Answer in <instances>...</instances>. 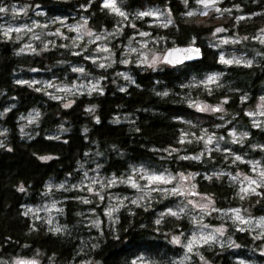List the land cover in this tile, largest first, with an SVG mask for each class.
Returning <instances> with one entry per match:
<instances>
[{"label":"trees","instance_id":"trees-1","mask_svg":"<svg viewBox=\"0 0 264 264\" xmlns=\"http://www.w3.org/2000/svg\"><path fill=\"white\" fill-rule=\"evenodd\" d=\"M38 5L44 17H82L94 30L120 25L117 15L101 0H28ZM127 12L122 40L139 32H150L165 49L196 45L201 59L194 63L157 69L130 65L131 82H115L112 70H96L82 55H73L57 40L52 49L18 54V45L0 42V128L5 131L0 147V256L32 257L42 253L56 264L89 260V264H176L180 246L170 237L188 233L187 214H166L173 198L158 199L149 205L122 207L114 224L103 225L100 233L84 223L85 207L73 194H61L63 232L33 222L23 209L41 204L48 182L79 181L81 165L96 168L105 177L125 176L131 168L143 167L154 173H192L197 193L209 196L217 210L246 208L252 217L264 218V185L256 194L241 199L238 185L228 176L247 165L234 160L255 161L264 170V125L257 127L247 114L264 97V45L256 35L264 30V0H222L220 7L236 15L217 22L190 15L197 0H118ZM149 8H161L170 16L169 24L157 26L150 20L133 18ZM0 12V23L8 20ZM42 19V17H38ZM10 21V20H9ZM222 24L229 35L246 39L247 50L255 55L251 65H226L219 51L209 44V36ZM83 66L102 77V91L74 96L69 105L34 89V79L70 82L77 77L71 68ZM216 74L211 87L199 85ZM223 103L228 127L243 133V141L224 144L202 155L199 141H184L200 128L214 129L215 116L195 108L193 103ZM30 112L38 118L27 134L19 119ZM122 117L121 120L116 118ZM124 118V119H123ZM219 133L225 137L224 127ZM200 158H194L197 156ZM123 192H131L119 188ZM57 196V194L55 195ZM215 222V221H214ZM171 235V236H170ZM231 242L198 249L212 264H264V235L230 227ZM198 264V263H197Z\"/></svg>","mask_w":264,"mask_h":264},{"label":"rangeland","instance_id":"rangeland-1","mask_svg":"<svg viewBox=\"0 0 264 264\" xmlns=\"http://www.w3.org/2000/svg\"><path fill=\"white\" fill-rule=\"evenodd\" d=\"M222 0H197L196 7L190 11V15L200 18H209L217 22L227 15V19L235 21L236 15L229 10L221 8ZM109 0H101L103 6ZM112 7H106L110 12L118 16L120 25L112 28H100L94 30L85 19L68 20L66 18L44 17L43 11L38 5L29 4L28 0H0L1 13L8 14V20L0 23V42H10L18 45V54L35 53L41 49H52L53 44L60 40L69 47L73 55H82L89 60L96 70H112L115 82H131L127 68L137 65L142 68L157 69L161 64L164 52L162 41L150 32L132 34L122 40L123 28L127 20H131L118 5V0H110ZM42 19H38V17ZM133 18L150 20L151 24L166 26L170 16L161 8H149L133 14ZM10 20V21H9ZM215 30L209 36V44L219 51V59L226 65H251L255 62V55H250L247 50H253L246 39L231 36L222 24L215 25ZM219 30V31H218ZM257 43L264 45V30L260 31L255 39ZM223 58V59H222ZM224 61H231L225 63ZM77 77L70 82L56 80L34 79L29 85L39 89L50 97L69 105L74 96L92 95L102 91V77L98 73L92 74L83 66L71 68ZM214 77V79H210ZM218 75L212 74L201 81L199 85L211 87ZM195 108L202 112L215 116L220 123L210 128H198L192 135H184V141H199L203 147L202 155L212 150H221L224 144L243 141L244 135L233 127H228L223 103L207 104L202 101L193 103ZM247 114L257 127L264 125V97L257 100ZM38 115L30 112L19 119V127L23 134H27L29 128L36 122ZM122 117L116 118L121 120ZM124 119V118H123ZM224 127L226 136L219 133V128ZM5 131L0 128V147L3 145ZM197 156L194 158H200ZM248 166L246 170H237L228 176L239 188L241 199L256 194L264 185V170L255 161H245L243 158H234ZM82 175L76 182H48L45 185L44 194L47 196L41 204L27 206L23 209L33 222L45 224L54 232H63L66 224L62 222L61 194H73L74 200L85 207L84 224L92 230L100 233L102 226L114 224L118 211L125 206L149 205L158 199L173 198V207L167 209L166 214L178 216L187 214L191 222L189 232L170 235L174 245L180 246L182 255L176 260V264H212L202 258L198 249L205 245H226L231 242L228 237L230 227L247 230L258 236L264 235V218L252 217L246 209L217 210L209 196L201 195L196 191L195 178L192 173L171 174L167 172L154 173L143 167H134L122 177H105L96 168H85L81 165ZM160 177V179H153ZM126 188L131 192H123L119 188ZM57 194V196H55ZM215 221V222H214ZM264 253V246L260 250ZM138 264L146 263L139 258ZM0 264H56L50 257L42 253L32 257L21 255L13 257L0 256ZM66 264H89V260L71 261ZM241 264H257L256 262H241Z\"/></svg>","mask_w":264,"mask_h":264},{"label":"water","instance_id":"water-1","mask_svg":"<svg viewBox=\"0 0 264 264\" xmlns=\"http://www.w3.org/2000/svg\"><path fill=\"white\" fill-rule=\"evenodd\" d=\"M184 50H191L185 52ZM198 50V52H197ZM201 48L196 45L173 47L164 52L161 62L170 67L197 62L201 59Z\"/></svg>","mask_w":264,"mask_h":264},{"label":"snow or ice","instance_id":"snow-or-ice-1","mask_svg":"<svg viewBox=\"0 0 264 264\" xmlns=\"http://www.w3.org/2000/svg\"><path fill=\"white\" fill-rule=\"evenodd\" d=\"M106 7H112L113 5H112V3L110 2V0H109V2L108 3H106V5H105ZM0 11H4V9L3 8H0ZM191 14V13H190ZM219 31V30H218ZM185 52H189V51H191V50H184ZM197 52H198V50H197ZM223 59V58H222ZM225 63H230L231 61H224ZM210 79H214V77H210ZM153 179H160V177H153Z\"/></svg>","mask_w":264,"mask_h":264}]
</instances>
